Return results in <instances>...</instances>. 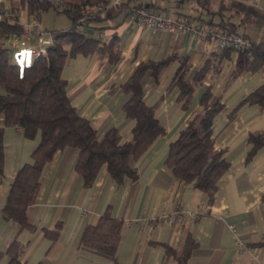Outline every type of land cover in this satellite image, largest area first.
<instances>
[{
  "label": "crops",
  "instance_id": "1",
  "mask_svg": "<svg viewBox=\"0 0 264 264\" xmlns=\"http://www.w3.org/2000/svg\"><path fill=\"white\" fill-rule=\"evenodd\" d=\"M52 1L56 4L58 0ZM140 1L145 6L152 2V5L180 17L197 16L206 23L208 20L219 23L230 18L247 40L264 43V0ZM238 2L246 7L234 5ZM0 5L19 8L18 19L26 27L29 22L38 21L27 14H24L25 22L21 19L25 10L20 0H0ZM108 8L107 13L111 12V15L104 21L94 20V24L105 26L100 29L107 37L116 33L120 60L109 63L107 55L78 54L68 59L62 75L68 81L72 104L81 115L90 119L100 136L109 128L117 127L122 139L129 141L134 119L127 117L123 109L128 94L122 85L140 62L171 54L187 56L191 79L213 55H217L218 62L221 52L212 37L197 44L184 31L153 32L131 22L126 16L127 10L120 11L112 0ZM0 43L11 48V61L17 64H29L35 58L25 49L31 44L28 40H17L9 34ZM236 54L233 51L232 57L225 60L218 72L213 66L209 67L188 107L179 98V86L172 85L182 63L180 59L169 64L158 81L150 72L145 76V101L155 106L166 133L134 161L138 171L136 180L125 178L119 182L105 165L93 184L86 186L76 168L78 151L73 147L57 151L44 165L38 196L28 207L31 226L18 232L17 222L0 215V264L9 261L7 249L16 236L22 243L21 257L27 264H176L166 245L179 249L188 233L197 242L188 264H264V146L249 157L250 135L264 133V107L257 103L244 104L230 119L233 108L264 83V68L245 71L228 81ZM209 84L225 103L214 120L215 145L224 150L230 162L212 202L193 182L178 179L165 162L171 142L202 109L200 99ZM3 92L0 87V93ZM4 124V117L0 115V125ZM40 138L39 132L28 136L19 126L5 125V173L0 176V210L18 169L33 160L32 153ZM107 208L123 221L116 259L79 244L85 226L96 222ZM198 208L201 212L195 218L187 214L182 221L173 218L178 209L187 213ZM57 223L62 225L55 235ZM238 240L245 241L243 248L238 247Z\"/></svg>",
  "mask_w": 264,
  "mask_h": 264
},
{
  "label": "trees",
  "instance_id": "2",
  "mask_svg": "<svg viewBox=\"0 0 264 264\" xmlns=\"http://www.w3.org/2000/svg\"><path fill=\"white\" fill-rule=\"evenodd\" d=\"M20 1L28 17L39 20L44 11L55 6L68 14L71 25L67 28L49 30L53 35V43L47 45V53L35 55L29 64L20 65L11 61V48L0 43V87L4 89V92L0 93V115L5 120V124L0 125V176L5 173L3 140L5 125L19 126L28 136L38 132L41 135L40 142L32 153L33 160L18 169L5 204L0 210V215L18 223V232L31 226L27 216L28 207L38 196L44 165L59 150L73 147L78 151L76 168L82 174L86 186L93 184L100 169L105 165L109 174L119 182L125 178L132 180L138 178L134 161L158 137L166 133V127L156 115L155 106L148 105L144 98V78L149 72L154 80L158 81L165 68L174 60L180 59L182 63L172 80V85L179 86V98L184 100V106L188 107L192 102L194 90L204 81L209 67L213 66L216 72L220 71L225 60L232 57L233 51L237 54L228 81H232L245 71L264 68V43L252 41L249 47L238 50L233 47L225 48L218 62L217 55H213L191 79L188 76L187 56L178 57L171 54L158 60L142 61L122 85V89L128 94L123 109L127 117L134 119L132 138L124 141L117 127L109 128L100 136L90 119L81 115L72 104L68 93V81L63 77L62 70L68 59L78 54L107 55L109 63L120 60L121 50L116 33L106 39H98L76 30L85 6L99 2L108 5L111 0H63L66 5L63 9L52 0ZM234 5L246 7L240 2ZM142 6H145V3L140 0H123L117 5L120 11ZM247 11L248 14L252 12L249 9ZM110 15L111 12L105 16L98 14L93 19L104 21ZM208 21L222 28L227 34L240 33L237 24L230 18H224L219 23ZM94 27L105 28L98 25ZM25 29V24L19 21L17 15L11 18L0 17V40L13 32H23ZM247 103H257L264 107V83L233 108L230 119ZM200 104L202 109L190 118L179 136L171 142L165 162L178 179L193 182L196 188L207 194L208 201L212 202L219 189V183L230 166L224 150L218 149L215 145L214 120L224 109L225 103L222 96L212 90V84H209L202 94ZM249 139L252 143L249 152L251 157L264 146V133H252ZM61 225L57 223L55 235ZM122 226L123 221L114 217L111 209L107 208L96 222L85 226L79 244L116 259ZM196 244L194 237L188 233L179 249L166 245V250L168 254L174 255L176 264H188ZM7 253L9 254L7 264H27L21 257L22 243L17 236L9 245Z\"/></svg>",
  "mask_w": 264,
  "mask_h": 264
},
{
  "label": "built area",
  "instance_id": "3",
  "mask_svg": "<svg viewBox=\"0 0 264 264\" xmlns=\"http://www.w3.org/2000/svg\"><path fill=\"white\" fill-rule=\"evenodd\" d=\"M122 1L123 0H112V4L117 6ZM56 5L61 9L66 6L63 0H58ZM108 10V5L103 2L85 6L82 10L83 14L76 25V30L85 34H91L98 37V39H106V32L100 28L94 27L93 17L98 14L105 15ZM19 12V8H10L0 5V17L11 18L18 15ZM126 16L131 22L148 28L153 32L162 30L184 31L197 44H201L207 38L212 37L216 41L219 52H222L227 47H233L238 50L251 45V42L241 33L232 35L227 34L222 28L215 24H208L191 15L180 17L156 5L128 8ZM89 28L93 29V33L88 31ZM46 33V29L40 22L34 20L28 23L23 32H13L12 37L17 40H28L31 44L25 48L26 51L37 55L40 53H47V45L53 43V35L51 32H48V34ZM200 212L199 208L187 213L178 209L173 213V218L182 221L184 216H186L185 214L190 218H195ZM237 244L239 248H243L246 243L243 240H238Z\"/></svg>",
  "mask_w": 264,
  "mask_h": 264
},
{
  "label": "rangeland",
  "instance_id": "4",
  "mask_svg": "<svg viewBox=\"0 0 264 264\" xmlns=\"http://www.w3.org/2000/svg\"><path fill=\"white\" fill-rule=\"evenodd\" d=\"M167 4L170 5L171 3H167ZM24 14H26V12L23 13L21 19L25 22L26 15L24 18ZM38 21L41 22V24L46 29V32H47L46 34L50 32L49 30H53L57 28H67L71 25V19L68 16V14L63 10H58L55 6H52L51 8L44 11L41 14V17Z\"/></svg>",
  "mask_w": 264,
  "mask_h": 264
},
{
  "label": "water",
  "instance_id": "5",
  "mask_svg": "<svg viewBox=\"0 0 264 264\" xmlns=\"http://www.w3.org/2000/svg\"><path fill=\"white\" fill-rule=\"evenodd\" d=\"M88 31H89L90 33H93V29H92V28H89Z\"/></svg>",
  "mask_w": 264,
  "mask_h": 264
}]
</instances>
